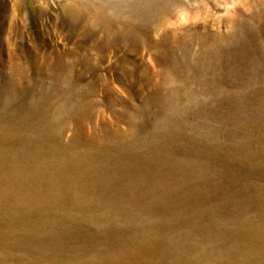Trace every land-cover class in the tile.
<instances>
[{
	"label": "rangeland",
	"instance_id": "1",
	"mask_svg": "<svg viewBox=\"0 0 264 264\" xmlns=\"http://www.w3.org/2000/svg\"><path fill=\"white\" fill-rule=\"evenodd\" d=\"M56 144L119 182L26 208ZM0 165V264H264V0H0Z\"/></svg>",
	"mask_w": 264,
	"mask_h": 264
},
{
	"label": "bare ground",
	"instance_id": "2",
	"mask_svg": "<svg viewBox=\"0 0 264 264\" xmlns=\"http://www.w3.org/2000/svg\"><path fill=\"white\" fill-rule=\"evenodd\" d=\"M83 111L84 110L81 108V112H83ZM56 145H57L56 148H54L52 150V159L49 160V162H47V163L40 161V159L43 157V152L41 150L38 151V153H36V157L35 156L33 157V162L35 164L33 166V171L27 172L26 178L23 179V183H25V181L27 183H29V185H31V187L34 188V189H32L33 192L34 191L35 192L32 193L30 196H27V195L26 196H20L19 192H15V193H13V195H11L13 198H16L18 201H21V203H23V204H25V201H28L29 203L27 202L28 204H25V205H27L26 208L27 207H28V209L38 208V206H46V205L53 204L57 201L63 200V198L70 196V193H71L72 189L74 188V186H72V182L76 181L77 179H80V178L86 177L89 180H92V181L94 180L93 181L94 184H92V186H93L92 189H93V191H97V192L103 191V190H110L113 184L119 182L115 176H112L111 173L110 174H103L104 172L108 171V169L110 170V168L113 167V166H111L110 160L107 161L106 164L101 163V162L96 163V162H93L91 160L90 155L92 153H90L89 151L84 150V151L79 152V153H71V152L69 153V152H67V150H68L67 148L61 146L62 144H56ZM56 153L62 154L63 157L58 159L56 157ZM120 166H122V165H120ZM114 167H116V166H114ZM105 169H107V170H105ZM122 169H124V168H121V170ZM124 170L127 172L126 169H124ZM19 175H20V169L16 168L15 169V175L11 176L8 180L9 183L10 184H15V183L21 184L18 180V177H20ZM119 176H121V175H119ZM123 180L125 181V179H123ZM138 181L139 180L134 179V183H129L128 181L127 182L129 184L135 185V183H137ZM32 182H34V183L31 184ZM33 185L36 186V188ZM43 187L48 189L49 195L43 196L40 194V192L38 190H36L37 188L41 189ZM89 190H90V188H89ZM72 195L73 194L71 193V196ZM75 195H78V196L76 197ZM75 195L72 196L74 199L73 198H71V199L78 201V202H83V203L85 202L84 201L85 198H84V200L82 199V197L84 196L83 194L80 195L78 192H76ZM158 200L156 202H158ZM21 207L24 208V205H22ZM11 211H12V209H11Z\"/></svg>",
	"mask_w": 264,
	"mask_h": 264
}]
</instances>
